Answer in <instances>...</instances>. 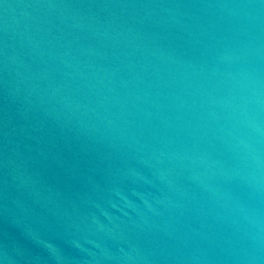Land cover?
<instances>
[{"label": "water", "instance_id": "water-1", "mask_svg": "<svg viewBox=\"0 0 264 264\" xmlns=\"http://www.w3.org/2000/svg\"><path fill=\"white\" fill-rule=\"evenodd\" d=\"M0 264H264V0H0Z\"/></svg>", "mask_w": 264, "mask_h": 264}]
</instances>
